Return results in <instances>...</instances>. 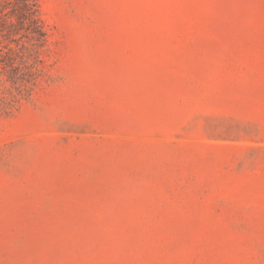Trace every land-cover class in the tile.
Listing matches in <instances>:
<instances>
[{"label": "rangeland", "instance_id": "rangeland-1", "mask_svg": "<svg viewBox=\"0 0 264 264\" xmlns=\"http://www.w3.org/2000/svg\"><path fill=\"white\" fill-rule=\"evenodd\" d=\"M0 264H264V0H0Z\"/></svg>", "mask_w": 264, "mask_h": 264}]
</instances>
